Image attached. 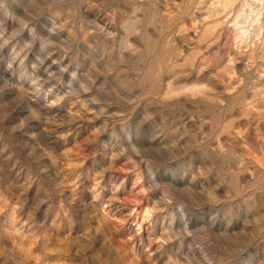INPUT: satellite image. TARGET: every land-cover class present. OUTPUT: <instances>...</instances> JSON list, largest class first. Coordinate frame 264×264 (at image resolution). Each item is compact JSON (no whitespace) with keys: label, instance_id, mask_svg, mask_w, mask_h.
I'll list each match as a JSON object with an SVG mask.
<instances>
[{"label":"rangeland","instance_id":"obj_1","mask_svg":"<svg viewBox=\"0 0 264 264\" xmlns=\"http://www.w3.org/2000/svg\"><path fill=\"white\" fill-rule=\"evenodd\" d=\"M0 264H264V0H0Z\"/></svg>","mask_w":264,"mask_h":264}]
</instances>
